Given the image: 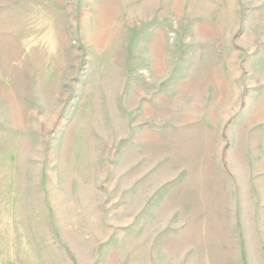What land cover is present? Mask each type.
<instances>
[{"label":"rangeland","instance_id":"1","mask_svg":"<svg viewBox=\"0 0 264 264\" xmlns=\"http://www.w3.org/2000/svg\"><path fill=\"white\" fill-rule=\"evenodd\" d=\"M0 264H264V0H0Z\"/></svg>","mask_w":264,"mask_h":264}]
</instances>
